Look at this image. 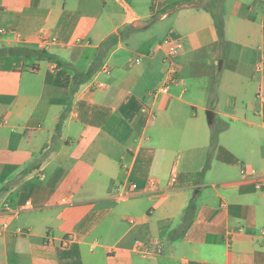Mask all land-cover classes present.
Masks as SVG:
<instances>
[{
  "label": "crops",
  "instance_id": "0c3cea01",
  "mask_svg": "<svg viewBox=\"0 0 264 264\" xmlns=\"http://www.w3.org/2000/svg\"><path fill=\"white\" fill-rule=\"evenodd\" d=\"M154 1L0 0V264H264V0Z\"/></svg>",
  "mask_w": 264,
  "mask_h": 264
},
{
  "label": "trees",
  "instance_id": "16d2710c",
  "mask_svg": "<svg viewBox=\"0 0 264 264\" xmlns=\"http://www.w3.org/2000/svg\"><path fill=\"white\" fill-rule=\"evenodd\" d=\"M225 2L226 0H205L204 2H201L199 7L206 10L213 18L214 26L217 31L218 40H219V46L222 47L226 43L225 40ZM138 28H131V31H138ZM118 40V37L113 36L108 40V44L111 42H116ZM0 54H9V55H26V54H33V55H39L42 57H45L47 59H53L54 56L44 52V51H32L28 49H21V48H13L9 50L1 51ZM94 68L92 67L88 72L87 75H92L94 72ZM79 86L78 83H76L75 88ZM66 117L65 114L62 116V120H64ZM218 131L212 130L211 135V150H213L216 140H217ZM195 210L194 202L192 201L188 208L185 211L184 214V220L181 228L179 229V232L181 235H184L185 232L189 229L190 225L193 222V212Z\"/></svg>",
  "mask_w": 264,
  "mask_h": 264
},
{
  "label": "built area",
  "instance_id": "2783aa9c",
  "mask_svg": "<svg viewBox=\"0 0 264 264\" xmlns=\"http://www.w3.org/2000/svg\"><path fill=\"white\" fill-rule=\"evenodd\" d=\"M156 1L157 0H155L154 3ZM166 47H167L166 49L167 53L164 59V63L168 65V69L166 71L163 84L151 93V97L153 98V100L157 99L162 94H168L171 86L174 83H176V81L178 80V76H179V72L176 66V59L179 56L178 49L176 48V46L173 44L171 40L166 43ZM139 60L140 59L138 58L137 61ZM176 181H177V174L174 172L172 175L170 184H174L176 183ZM257 185L258 187L261 186V184H257ZM135 187L136 185L132 183H128V184H125L119 187L117 189L116 194L114 195L115 200L118 202L124 201L126 198L131 196V194L133 193L132 189H134ZM3 207L6 210L7 216L13 219L17 218L21 212L33 209L29 202H27L23 207H18V206L15 207V206L10 205L9 203H5ZM8 225L9 223L6 222L4 224V227L7 228ZM3 233L4 231H0V236L3 235Z\"/></svg>",
  "mask_w": 264,
  "mask_h": 264
},
{
  "label": "rangeland",
  "instance_id": "374dc122",
  "mask_svg": "<svg viewBox=\"0 0 264 264\" xmlns=\"http://www.w3.org/2000/svg\"><path fill=\"white\" fill-rule=\"evenodd\" d=\"M148 102L150 103V105H152L153 104V98H149ZM206 121L209 123L208 113H206ZM196 202H203V195L199 196V198H197Z\"/></svg>",
  "mask_w": 264,
  "mask_h": 264
},
{
  "label": "water",
  "instance_id": "95a60500",
  "mask_svg": "<svg viewBox=\"0 0 264 264\" xmlns=\"http://www.w3.org/2000/svg\"><path fill=\"white\" fill-rule=\"evenodd\" d=\"M208 119H209V121L211 122L212 121V112H208Z\"/></svg>",
  "mask_w": 264,
  "mask_h": 264
}]
</instances>
